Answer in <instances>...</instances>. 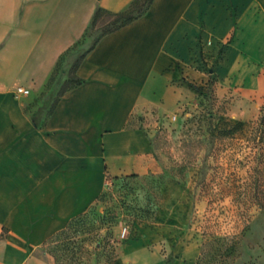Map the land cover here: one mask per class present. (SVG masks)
Returning <instances> with one entry per match:
<instances>
[{"label": "crops", "instance_id": "crops-1", "mask_svg": "<svg viewBox=\"0 0 264 264\" xmlns=\"http://www.w3.org/2000/svg\"><path fill=\"white\" fill-rule=\"evenodd\" d=\"M132 1L0 0V264H55L44 243L106 182L153 169L146 131L182 105L185 78L264 73V0H155L104 37L78 69L86 82L33 122L16 89L40 94L95 9ZM205 64L209 75L196 69ZM111 264L167 262L140 241Z\"/></svg>", "mask_w": 264, "mask_h": 264}, {"label": "rangeland", "instance_id": "rangeland-1", "mask_svg": "<svg viewBox=\"0 0 264 264\" xmlns=\"http://www.w3.org/2000/svg\"><path fill=\"white\" fill-rule=\"evenodd\" d=\"M77 53L52 85L24 96L40 124ZM196 69L210 73L207 64ZM184 82L182 105L146 131L153 169L106 182L65 234L73 218L44 243L55 264H111L140 241L172 264H264V73Z\"/></svg>", "mask_w": 264, "mask_h": 264}, {"label": "trees", "instance_id": "trees-1", "mask_svg": "<svg viewBox=\"0 0 264 264\" xmlns=\"http://www.w3.org/2000/svg\"><path fill=\"white\" fill-rule=\"evenodd\" d=\"M155 0H133L127 8L119 11L118 13L109 11L101 6H98L95 9V12L91 18V21L83 34L82 38L75 42L71 47H69L65 52H63L58 61L55 64L44 88H48L52 85L58 77H61L63 73H65L64 66L66 61L73 55H75L78 49L85 44L87 39L91 36L92 32L98 31L97 36L94 38L92 44L82 53L78 54L74 59L70 66L68 76L65 79V85L63 89L59 92L58 98L56 99L50 114L53 112L57 104L59 103L62 96H64L67 92L72 89L82 85L86 82L85 79L78 75V69L83 62V60L87 57V55L96 47V45L106 36L119 31V29L133 23L135 20L143 17L149 12V8L152 6ZM209 85H212V80L208 82ZM42 90V91H43ZM199 90H202L199 88ZM33 122L37 123V119L35 114L32 116ZM136 176V175H132ZM261 207L264 208L263 204H260ZM78 218V217H76ZM73 218L69 223L66 229L60 231L59 233L65 234L73 222L76 220ZM58 233V234H59ZM174 260L169 259L167 264H172Z\"/></svg>", "mask_w": 264, "mask_h": 264}, {"label": "built area", "instance_id": "built-area-1", "mask_svg": "<svg viewBox=\"0 0 264 264\" xmlns=\"http://www.w3.org/2000/svg\"><path fill=\"white\" fill-rule=\"evenodd\" d=\"M16 94L19 96H26L30 94V91L28 89H25L23 87H18L16 89ZM126 230L123 231L122 235L125 236L126 235Z\"/></svg>", "mask_w": 264, "mask_h": 264}]
</instances>
